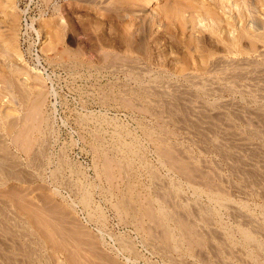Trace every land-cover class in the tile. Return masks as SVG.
I'll list each match as a JSON object with an SVG mask.
<instances>
[{
    "label": "rangeland",
    "instance_id": "obj_1",
    "mask_svg": "<svg viewBox=\"0 0 264 264\" xmlns=\"http://www.w3.org/2000/svg\"><path fill=\"white\" fill-rule=\"evenodd\" d=\"M37 2H40L41 10L35 20L36 28L41 39V51L53 70L52 84L49 88L52 91H49L44 80L37 73L26 68L21 60L17 48L20 8L18 0H0V264H221L220 260L213 258L215 254L212 249L219 239L218 235L222 233L223 237L226 236L223 241L224 246L228 245L232 248L226 246L228 256L226 253L225 255L228 259L226 258L225 262L231 264L229 261L232 259L231 262L235 261L234 264H258L261 257L260 262H264V251L261 253L263 256H258L259 259H256L257 262L250 255L252 244L242 236L240 228L243 225L237 220L239 215L246 217L248 215L252 218H250L252 226L256 223L255 226L259 227H254L259 232L262 229L264 231V199H262L264 193H259V189L264 188V181L261 183L262 179L258 174L262 172L257 170H264V156L259 152L261 149L264 152V140L262 141L264 139L262 120L264 119L262 113L264 112V0H39ZM234 66L238 73L234 72ZM231 70L233 71L230 72ZM224 74L229 76L227 80ZM229 78L233 80L230 79L231 83L228 81ZM170 83L172 86L174 84V87H171ZM155 84L167 86L162 85L163 88L161 86L157 88ZM250 88L255 90V94L249 91ZM245 89L249 94L244 92ZM180 95L185 102L180 99ZM173 96V100L179 98L183 103L173 101ZM165 98H169L170 101ZM190 98L195 101H190ZM158 100L162 103H158ZM198 101L201 104H198ZM146 102H150L153 106ZM219 104L225 105L224 112L221 109L222 105ZM180 105L183 108H179ZM244 106L254 110L252 112L247 110L249 113H244ZM159 108L161 110H158ZM203 109L213 111L215 109L214 112L217 114L212 115L214 113L212 110H209L212 112L208 114L209 112L206 110L208 112L206 113ZM255 109H258V112ZM155 110L159 113L157 114ZM230 110H233L232 112L236 110L238 116L234 117L236 112L231 113ZM202 111L207 116L205 113L204 116L200 115ZM221 111L227 116L230 115L229 118L222 115ZM253 113L254 123L250 119ZM246 114L250 115L249 119ZM255 114L259 117L255 118ZM164 115L167 118L171 115L174 117L164 120ZM218 116L231 120L223 122ZM245 116L249 123L245 121ZM201 119H206L205 121L208 122L212 120L210 122L212 129H208L209 124ZM189 121L192 122L188 123ZM242 121L245 125L253 123L254 126L257 124L259 126L254 127L252 124V127H248L249 125L245 127ZM259 121H263L261 122L263 126H260L262 124ZM219 122L223 124L219 125ZM191 123L189 127L188 124ZM231 123L233 126L229 127V131L227 128L232 125ZM236 125L239 128L241 126L242 133ZM193 127L197 128L196 131L206 127V132L200 129L196 132ZM207 129L214 132L209 133ZM258 129L262 139L261 136L260 139H255L259 136ZM234 130L235 132H231ZM218 131L221 136L227 135V138L224 136L225 139H219L223 137H219ZM215 132L217 138L213 136ZM245 134L247 138L244 141ZM155 135L158 137L156 138ZM239 136L240 139L237 138ZM214 137L219 140L215 144L211 140L215 139ZM225 140L227 142L223 143ZM232 140L234 143L237 142V145L232 143ZM240 140L244 142L243 145ZM254 141L256 144L258 142L260 150L257 148L258 145L255 146ZM229 142L232 143L230 149ZM220 143L224 148L218 145ZM238 144L241 146L238 147ZM250 144L254 145L253 148H257L256 151L249 147ZM163 147L167 148L166 155L170 153L169 155L185 163L183 159L186 157L189 161L187 165L190 168L195 167L196 173L199 174L201 170L204 173L206 170L207 175L204 174L207 177L204 174L203 177L207 180L212 179L210 183L214 180L219 186L224 184L225 186L221 187L226 190V194L228 192L226 202L234 206V209L232 206L230 208L228 205L223 207L217 204L209 198L205 190L196 189V182L201 181L200 178L187 180L183 176L186 174L176 170V165L174 169V165L166 163L160 157L163 156L160 151ZM248 147L250 151L247 150ZM118 148H121L119 153L116 151ZM178 148L179 152L176 154L178 150L175 149ZM221 149L225 150L220 152ZM245 149L248 155L244 152H241L243 155L240 154L239 150ZM226 150L235 152L230 151L231 156H229V151L226 155ZM257 151L262 155L258 153L260 156H256ZM234 154L242 155L241 161L245 160L242 163L244 168L252 169L251 171L256 169L254 171L255 174L258 172L256 178L260 177L258 185L261 183L262 188L260 185L256 187L257 181L256 184L250 181L252 176L248 175V170H246L248 174L239 170L242 174L245 173L242 176L238 170V173L231 170L234 169V157H232L235 156ZM224 155L229 157L224 159ZM249 155H252V159ZM106 157L109 158L108 161H114L109 168H106ZM245 157L249 159L248 163ZM227 159L232 162L233 166L230 167L233 168L229 167L230 162ZM250 160L252 161L249 164ZM239 164L241 165V162ZM245 175L251 176L247 178L250 182L245 179ZM262 175L263 178L264 172ZM187 178L192 177L187 176ZM157 181L160 182L156 183ZM245 182L249 184L252 182L257 189L251 184L250 186L247 184L248 188ZM128 185L133 189L131 193L128 191ZM158 185L163 188L159 187V190ZM236 185L238 188L235 187ZM136 192L139 195H136ZM172 193L178 203L175 202L176 198ZM163 195L169 196L167 197L169 204L167 199L162 197L165 202L161 199L160 196ZM138 202L143 208L141 206L139 209ZM241 202L247 205L243 203V208ZM146 203L150 205V207L145 206L151 208L150 213L163 207L167 211L178 209L177 211L185 213L186 217L189 216L188 219L195 222H191L193 226L195 224V227L202 232V238L204 237L203 242L200 241L202 247L196 243L190 246L187 239L183 237V240L181 235H178L180 229L177 223L171 217L167 219L166 224L176 238L179 236L178 243L177 240L174 246L170 242L166 243L157 229L154 230L155 233H150L148 229L151 226L157 227L156 222L149 217L151 214H147L144 209ZM122 204H129L128 208L131 209L123 212L120 209L124 206ZM189 204L192 207L196 204V207L210 206L212 214L210 220L212 219L213 222L209 221L212 224L209 223L207 226L210 225L211 229L215 228L211 230L212 233L214 230L213 235L208 232L210 228L206 224L192 216ZM196 207H193V211L194 209L196 211ZM240 207L243 209L241 210ZM237 208L241 211L235 210ZM243 212L245 214H241ZM232 214L237 217L234 218ZM254 217L263 226L256 221L252 222ZM203 225L207 232L201 230ZM226 227L228 231H225ZM217 229L221 231H218L219 234L217 232L215 234ZM263 231L262 235L256 232V239L258 238L261 245H264ZM187 247L191 248L192 252ZM239 247L241 249L237 250ZM242 249L247 255L244 256V253L242 255ZM203 251L207 252L206 256ZM241 257L246 260L245 263H242ZM207 258L209 261L206 260ZM260 262L259 264H262Z\"/></svg>",
    "mask_w": 264,
    "mask_h": 264
},
{
    "label": "bare ground",
    "instance_id": "obj_2",
    "mask_svg": "<svg viewBox=\"0 0 264 264\" xmlns=\"http://www.w3.org/2000/svg\"><path fill=\"white\" fill-rule=\"evenodd\" d=\"M238 42H239V41H238ZM240 43H241V42H240ZM251 44H252V43H251ZM251 47H252V46H251ZM228 48H229V47H228ZM230 50H231V49H230ZM221 59H222V58H221ZM215 60H216V59H215ZM215 60H214V61H215ZM229 61H230V60H229ZM248 61H249V60H248ZM134 62H135V61H134ZM223 62H224V60H223ZM233 62H234V61H233ZM251 62H252V60H251ZM216 63H217V62H216ZM221 63H222V62H221ZM117 64H118V63H117ZM212 64H213V63H212ZM218 64H220V63H218ZM218 64H217V65H218ZM234 64H235V63H234ZM49 65H50V64H49ZM222 65H223V64H222ZM225 65H226V64H225ZM143 66H144V65H143ZM145 66H146V65H145ZM206 66H207V65H206ZM228 66H229V65H228ZM237 66H238V65H237ZM253 66H255V65H253ZM213 67H214V65H213ZM219 67H220V66H219ZM221 67L223 68V66H221ZM226 67H227V66H226ZM234 67H235V66H234ZM234 67H233V68H234ZM109 68H110V67H109ZM132 68H133V67H132ZM217 68H218V67H217ZM259 68H260V67H259ZM100 69H101V68H100ZM128 69H129V68H128ZM203 69H204V68H203ZM219 69H220V68H219ZM230 69H231V68H230ZM249 69H250V68H249ZM255 69H257V67H256ZM263 69H264V68H263ZM118 70H119V69H118ZM121 70H122V69H121ZM142 70H143V69H142ZM233 70H234V69H233ZM233 70H231L230 72H232ZM236 70H237V69H236V67H235L234 72H235ZM252 70H253V69H252ZM119 71H120V70H119ZM136 71H137V70H136ZM143 71H144V70H143ZM204 71H205V70H204ZM221 71H222V70H221ZM223 71H225V70H223ZM258 71H259V70H258ZM226 72H228V71L226 70ZM236 72L238 73L239 71H236ZM261 72H262V71H261ZM222 73H223V72H222ZM139 74H140V73H139ZM185 74H186V73H185ZM228 74H229V73H228ZM234 74H235V73H234ZM247 74H248V73H247ZM238 75H239V74H238ZM252 75H253V74H252ZM155 76H156V75H155ZM189 76H190V75H189ZM196 76H197V75H196ZM223 76H225V80H227L226 78H227L228 75L226 76V74H224ZM140 77H141V76H140ZM228 77H229V76H228ZM230 77H231V76H230ZM246 78H247V77H246ZM250 78H251V77H250ZM253 78H254V77H253ZM263 78H264V77H263ZM222 79H223V78H222ZM230 79H231V78H229L228 81L231 83V81H233V80L231 79V81H230ZM242 79H243V78H242ZM248 79H249V78H248ZM152 80H153V79H152ZM202 80H203V79H202ZM211 80H212V79H211ZM244 80H245V78H244ZM260 80H262V78H261ZM155 81H158V80H155ZM166 81H167V80H166ZM189 81H190V80H189ZM256 81H257V80H256ZM152 82H153V81H152ZM193 82H195V81H193ZM196 82L198 83L199 81H196ZM234 82H235V81H234ZM261 82H262V81H261ZM158 83H159V82H158ZM164 83H165V82H164ZM200 83H202V82H200ZM214 83H215V82H214ZM235 83H236V82H235ZM246 83H247V82H246ZM116 84H117V83H116ZM153 84H154V83H153ZM170 84H171V87H174V84H173V86H172V83H170ZM239 84H240V83H239ZM262 84H263V83H262ZM144 85H146V84H144ZM149 85H151V84H149ZM162 85H163V84H160V85H156V84H155V86H158L157 88H159V86H161V88H163L164 86H165V87L167 86V85H163V87H162ZM179 85H180V84H179ZM182 85H184V84H182ZM229 85H230V84H229ZM237 85H238V84H237ZM246 85H247V84H246ZM151 86H154V85H151ZM215 86H216V85H215ZM231 86H232V85H231ZM250 86H251V85H250ZM177 87H178V85H177ZM181 87H182V86H181ZM234 87H235V86H234ZM243 87H244V86H243ZM247 87H248V86H247ZM247 87H246V88H247ZM251 87H253V86H251ZM151 88L154 89V87H151ZM168 88H169V87H168ZM218 88H220V87H218ZM254 88H255V87H253V89H254ZM166 89H167V88H166ZM177 89H180V88H177ZM181 89H182V88H181ZM181 89H180V90H181ZM205 89H206V88H205ZM207 89H210V88H207ZM229 89H232V88H229ZM235 89H236V88H235ZM238 89H239V88H238ZM253 89L250 88L249 91H251V92L254 93L255 90H253ZM255 89H256V88H255ZM261 89H263V88H261ZM48 90H49V91H52V90H50L49 88H48ZM157 90H158V89H157ZM161 90H162V89H161ZM164 90H165V89H164ZM169 90H171V89H169ZM180 90H178V92H179ZM187 90H188V89H187ZM217 90H218V89H217ZM217 90H215V91H217ZM240 90H241V88H240ZM245 90H246V89H245ZM245 90H244V92L247 93V90H246V91H245ZM104 91H105V90H104ZM127 91H128V90H127ZM139 91H140V89H139ZM144 91H145V90H144ZM175 91H176V90H175ZM190 91H192V90H190ZM207 91H208V90H207ZM212 91H214V90H212ZM226 91H227V90H226ZM242 91H243V90H242ZM262 91H263V90H262ZM262 91H261V92H262ZM123 92H125V91H123ZM137 92H138V91H137ZM159 92H161V91L159 90ZM166 92H168V91H166ZM209 92H210V91H209ZM224 92H225V91H224ZM238 92H240V91H238ZM117 93H118V92H117ZM135 93H136V92H135ZM179 93H181V92H179ZM207 93H208V92H207ZM240 93H243V92H240ZM253 93H251V94H253ZM100 94H101V93H100ZM100 94H99V95H100ZM128 94H129V93H128ZM171 94H172V93H171ZM185 94H187V93H185ZM211 94H212V93H211ZM211 94H210V96H212L214 93H213L212 95H211ZM247 94H249V93H247ZM254 94H255V93H254ZM107 95H108V94H107ZM148 95H149V94H148ZM169 95H170V94H169ZM169 95H168V96H169ZM191 95H192V94H191ZM201 95H202V94H201ZM208 95H209V94H208ZM243 95H245V94H243ZM256 95H257V93H256ZM256 95H255V96H256ZM259 95H260V94H259ZM259 95H258V96H259ZM104 96H105V95H104ZM104 96H103V97H104ZM121 96H123V95H121ZM137 96H138V95H137ZM155 96H156V95H155ZM255 96H253V97H255ZM117 97H118V96H117ZM127 97H128V96H127ZM166 97H167V96H166ZM176 97H177V96H176ZM179 97H180V99H182V98H181V95H180ZM182 97H183V96H182ZM185 97H188V96L185 95ZM190 97H191V96H190ZM247 97H248V96H247ZM249 97H250V96H249ZM259 97H261V96H259ZM121 98H122V97H121ZM141 98H142V97H141ZM147 98H148V97H147ZM161 98H162V97H161ZM173 98H174V96L172 97V100H173ZM188 98H189V97H188ZM188 98H185V99H188ZM193 98H194V97H193ZM200 98H201V97H200ZM202 98H203V97H202ZM262 98H263V97H262ZM104 99H105V98H104ZM129 99H130V98H129ZM129 99H128V101H129ZM157 99H158V98H157ZM165 99L168 100L169 98H165ZM175 99H176V100H173V101H177V102H178V101H179V102L181 101L179 98H178L179 100H178L177 98H175ZM194 99H195V98H194ZM217 99H219V98H217ZM244 99H246V97H245ZM247 99H248V98H247ZM256 99H257V98H256ZM112 100H113V99H112ZM148 100H149V99H148ZM195 100H196V99H195ZM195 100H192V99L190 98V101H193V102H194ZM249 100H250V99H249ZM261 100H262V99H261ZM122 101H123V100H122ZM158 101H159V102H158ZM158 101H157L158 103H162V102H160V100H158ZM169 101H170V99H169ZM182 101L185 102L183 99H182ZM190 101H189V102H190ZM196 101H197V100H196ZM204 101H205V100H204ZM212 101H213V100H212ZM212 101H211V102H212ZM227 101H228V100H227ZM246 101H247V100H246ZM251 101H252V99H251ZM153 102H154V101H153ZM183 102H180V103L182 104ZM198 102H199V101H198ZM205 102H206V101H205ZM228 102H229V101H228ZM232 102H233V101H232ZM247 102H248V101H247ZM263 102H264V101H263ZM146 103H147V102H146ZM148 103H150V102H148ZM148 103H147V104H148ZM151 103H152V101H151ZM151 103L148 104V105H152V106H153V104H151ZM163 103H164V102H163ZM180 103H179V104H180ZM237 103H238V102H237ZM249 103H250V102H249ZM102 104H103V103H102ZM123 104H124V103H123ZM136 104H137V103H136ZM140 104H141V102H140ZM154 104H155V103H154ZM184 104H185V103H184ZM198 104H201V103L199 102ZM202 104H203V103H202ZM212 104H213V102H212ZM214 104H215V103H214ZM217 104H218V103L216 102V106H218ZM239 104H240V103H239ZM158 105H159V104H158ZM164 105H166V104H164ZM190 105H191V103H190ZM219 105H222V106H223V104H219ZM225 105H228V104L225 103ZM225 105H224V106H225ZM231 105H232V103H231ZM234 105H237V104H234ZM234 105H233V106H234ZM134 106H136V105H134ZM154 106H155V105H154ZM161 106H162V105H161ZM167 106H168V105H167ZM199 106H200V105H199ZM201 106H203V105H201ZM211 106H212V105H211ZM222 106H221V109H222V111H223V109H225V107H224V106L222 107ZM228 106H230V102H229V105H228ZM228 106H227V107H228ZM240 106H241V105H240ZM259 106H260V105H259ZM141 107H142V106H141ZM141 107H140L139 109H141ZM145 107H146V106H145ZM149 107H150V106H149ZM169 107H170V105H169ZM178 107H179V108H180V107L183 108L182 105H180V106H178ZM186 107H187V106H186ZM196 107H197V106H196ZM208 107H209V106H208ZM219 107H220V106H219ZM241 107H242V106H241ZM244 107H245V106H244ZM155 108H157V107H155ZM174 108H175V107H174ZM176 108H177V107H176ZM190 108H191V107H190ZM204 108H205V107H204ZM206 108H207V107H206ZM213 108H215V107L213 106ZM213 108H212V109H213ZM233 108H235V107H232V109H233ZM237 108H238V107H237ZM246 108H247V107H245V110L243 109L244 113H245V112H248L247 110H249L250 112H252V111L254 110V109L250 110V109H248V108L246 109ZM255 108H256V107H255ZM135 109H136V108H135ZM144 109H145V108H144ZM164 109H165V107H164ZM166 109H167V108H166ZM170 109H171V108H170ZM177 109H178V108H177ZM194 109H195V108H194ZM212 109H209V110H212ZM216 109H217V108H216ZM227 109H228V108H227ZM238 109H239V108H238ZM238 109H237V111L239 112ZM158 110H161V109L159 108ZM158 110H157V112L159 113ZM171 110H172V109H171ZM195 110H196V109H195ZM199 110H200V109H199ZM199 110H197V111H199ZM203 110H204V109H203ZM206 110H207V109H206ZM206 110H204V111H206ZM209 110H207V111L209 112ZM255 110H257V112H258V109H255ZM138 111H139V110H138ZM143 111H145V110H143ZM143 111H142V112H143ZM169 111H170V110H169ZM184 111H185V110H184ZM204 111H202V112H203L202 114H201V113H199V114H200V115H203V114L205 113ZM207 111H206V113H208ZM212 111H213V110H212ZM212 111H211V112H212ZM214 111H215V109H214ZM214 111H213V112H214ZM222 111H221V113H222ZM225 111H226V110H225ZM232 111H233V110H232ZM232 111L230 110L229 112H231V113H235V112H236V110H235V112H232ZM240 111H241V110H240ZM259 111H260V110H259ZM147 112H148V110H147ZM149 112H150V111H149ZM155 112H156V110H155ZM157 112H156V113H157ZM166 112L168 113V111H166ZM170 112H171V111H170ZM200 112H201V111H200ZM211 112H209L208 114H210ZM223 112H224V111H223ZM238 112L235 113L236 115L234 114V117H235V116H238ZM39 113H40V112H39ZM39 113H38V114H39ZM158 113H157V114H158ZM160 113H162V112H160ZM171 113H173V112H171ZM171 113H170V114H171ZM195 113H196V112H195ZM206 113H205V114H206ZM221 113H220V114H221ZM239 113H240V112H239ZM244 113H243V114H244ZM248 113H249V112H248ZM254 113H255V112H254ZM254 113L251 114V117H252V115L254 116ZM262 113H264V112H262ZM262 113H261V114H262ZM154 114H155V113H154ZM184 114H185V113H184ZM186 114H188V113H186ZM197 114H198V113H197ZM205 114H204V115H205ZM213 114H217V113L214 112V113H212V115H213ZM223 114H224V116H227L225 113H222V115H223ZM228 114H229V113H228ZM240 114H241V113H240ZM256 114H257V113H256ZM256 114H255V116H256L255 118H258L259 116L256 115ZM148 115H149V114H148ZM150 115H151V114H150ZM152 115H153V114H152ZM159 115H160V114H159ZM175 115H178V114H175ZM179 115H181V114H179ZM204 115H203V116H204ZM231 115H232V114H231ZM246 115H247V114H246ZM153 116H154V115H153ZM164 116H165V115H164ZM206 116H207V114H206ZM209 116H210V115H209ZM216 116H217V115H216ZM216 116H214V117H216ZM228 116H230V115H228ZM228 116H227V118H229ZM242 116H244V115H242ZM242 116H241V119H242ZM248 116H250V115H247V117H248ZM257 116H258V117H257ZM40 117H41V116H40ZM170 117H174V116L171 115ZM170 117L167 118V116H165V117H163V119H164V118L169 119ZM175 117H176V116H175ZM178 117H180V116H178ZM188 117H189V116H188ZM188 117H187V118H188ZM191 117H193V116H191ZM196 117H197V116H196ZM251 117H250L251 122H253L255 119L252 117V118H253V120H252ZM156 118H157V117H156ZM161 118H162V117H161ZM183 118H184V117H183ZM202 118H204V117H202ZM208 118H209V117H208ZM211 118H212V117H211ZM211 118H210V119H211ZM216 118H217V117H216ZM220 118H222V117L218 116V119H220ZM238 118H239V117H238ZM238 118H235V119L233 118V119L236 120V119H238ZM159 119H160V118H159ZM185 119H186V117H185ZM195 119L197 120V118H195ZM198 119L200 120L199 117H198ZM206 119H207V117H206ZM206 119H203V120L201 119V120L204 121V123L207 122V123L209 124V126L206 125V126L208 127V129H209V128L212 129V126L210 127V125L212 124V123H210V122H212V120H209V122H208V121H205ZM214 119H215V118H214ZM222 119H223V122H225V121H230V120H231V118H230V120H226V119H224V118H222ZM244 119H246L245 121H246L247 123L250 122V121L248 120L249 117H248V119H247L246 116H245ZM244 119H243V120H244ZM157 120H158V119H157ZM164 120H165V119H164ZM188 120H189V119H188ZM192 120H194V119H192ZM196 120H194V121H196ZM224 120H225V121H224ZM247 120H248V121H247ZM262 120L264 121V119H262ZM154 121H155V120H154ZM183 121H184V119H183ZM183 121H182V122H183ZM202 121H201V122H202ZM220 121H222V120L220 119ZM239 121H240V119H239ZM263 121H261V122H263ZM169 122H170V121H169ZM169 122H168V123H169ZM175 122H176V121H175ZM190 122H192V121H189L188 123H190ZM199 122H200V121H199ZM213 122H214V121H213ZM235 122H236V121H235ZM240 122H241V121H240ZM242 122H243V121H242ZM254 122H255V121H254ZM254 122H253V123H254ZM261 122L259 121V123H261ZM39 123H40V122H39ZM183 123H184V122H183ZM196 123H197V122H196ZM219 123H220V122H219ZM229 123H230V122H229ZM232 123H234V121H233ZM232 123H231V124H232ZM253 123H252V124H253ZM257 123H258V122H257ZM215 124H216V121H215ZM215 124H214L213 126H215ZM217 124H218V123H217ZM222 124H223V123H222ZM222 124L220 123L219 125H222ZM243 124L245 125V122H243ZM243 124H242V125H243ZM252 124H246L245 127H247V125H249L248 127H250V126L252 127ZM261 124H262V123H261ZM38 125H39V124H38ZM184 125H185V124H184ZM188 125H189V127H191L190 125H192V123H191V124H188ZM204 125H205V124H204ZM204 125H201V126H204ZM219 125H218V126L216 125V126H217L218 128H220ZM238 125H239V124H238ZM238 125H236L237 127H236V126H234V127L239 128ZM240 125H241V124H240ZM257 125L259 126V124H257ZM257 125L254 126V124H253L254 127H257ZM78 126H79V125H78ZM186 126H187V125H186ZM193 126H194V125H193ZM223 126H225V125H223ZM232 126H233V124H232L231 126H228L227 129H229V127H232ZM260 126H263V124L260 125ZM181 127H184V126H181ZM217 127H216V128H217ZM225 127H226V126H225ZM95 128H96V127H95ZM187 128H188V126H187ZM193 128H194V127H193ZM193 128H191V129H193ZM195 128H196V127H195ZM195 128H194V130H195ZM205 128H206V127H205ZM205 128H204V129H200V128H199V129H200V130H203V131L205 130V132H206V129H205ZM216 128H215V129H216ZM260 128H261V127H260ZM162 129H163V128H162ZM183 129H185V128H183ZM199 129H198V131H199ZM208 129H207V130H208ZM211 129H210V131H211ZM220 129H221V128H220ZM222 129H224V128H222ZM239 129H240V130L242 129L241 126H240ZM243 129H244V128H243ZM247 129H249V128H247ZM250 129H251V128H250ZM262 129H263V128H262ZM262 129H260V131H261ZM167 130H168V128H167ZM169 130H170V129H169ZM179 130H180V129H179ZM185 130H186V129H185ZM187 130H188V129H187ZM196 130H197V128H196ZM196 130H195V131H196ZM231 130H232V128H231ZM244 130H245V129H244ZM26 131H27V130H26ZM161 131H162V130H161ZM189 131H190V130H189ZM198 131H196V132H198ZM208 131H209V130H208ZM210 131H209V133L214 132V130H212V132H210ZM215 131H216V130H215ZM220 131L222 132V130H220ZM225 131H226V130H225ZM229 131H230V129H229ZM237 131H238V129H237ZM254 131H256V130H254ZM144 132H145V131H144ZM144 132H143V133H144ZM162 132H163V131H162ZM187 132H188V131H187ZM218 132H219V131H218ZM231 132H235V130H234V131H231ZM240 132L242 133L243 131L241 130ZM247 132H248V131H245V133H247ZM257 132H259V129L257 130ZM188 133H189V132H188ZM190 133H192V132H190ZM219 133H220V132H219ZM223 133H225V132H223ZM229 133H230V132H229ZM236 133H237V132H236ZM248 133H249V132H248ZM251 133H252V131H251ZM261 133H262V132H261ZM24 134H26V133H24ZM164 134H165V133H164ZM166 134H167V133H166ZM169 134H171V133L169 132ZM193 134H194V132H193ZM201 134H202V133H201ZM226 134L229 136V134H228L227 131H226ZM233 134H234V133H233ZM257 134H258L259 136H257V138H255V139H258V138L260 139V136H261V139H262V135H260V132L257 133ZM27 135H28V134H27ZM30 135H31V134H30ZM143 135H144V134H143ZM149 135H150V134H149ZM175 135H176V133H175ZM179 135H180V134H179ZM196 135H197V134H196ZM221 135H222V134L220 133V136H219V137H223V138H219V137H218V138H219V139H222V140L225 139V138H224L225 134H223V136H221ZM227 135H226V136H227ZM236 135H237V134H236ZM236 135H235V139H236ZM238 135H239V134H238ZM238 135H237V136H238ZM254 135H255V134H254ZM254 135H253V136H254ZM95 136H96V135H95ZM202 136H204V133H203ZM206 136H207V135H206ZM213 136H215V137L217 138V134H216V132L213 134ZM226 136H225V137H226ZM232 136H234V135H232ZM232 136H231V137H232ZM243 136H244V135H243ZM248 136H249V135H248ZM96 137H97V136H96ZM155 137H156V135H155ZM157 137H158V135H157ZM157 137H156V138H157ZM186 137H187V136H186ZM196 137L198 138V136H194V138H196ZM207 137H210V135L207 136ZM215 137H214V138H215ZM229 137H230V136H229ZM229 137H228V139L231 140V138H229ZM244 137H245V139H244ZM244 137L242 138V140L244 139V141H245L246 138H247V137H246V134H245ZM263 137H264V135H263ZM18 138H19V137H18ZM156 138H155V139H156ZM160 138H161V137H160ZM211 138H212V137H211ZM216 138H215V139H211V140H213L214 144H215V142L219 141V140H217ZM226 138H227V137H226ZM233 138H234V137H233ZM237 138L240 139V136L237 137ZM19 139H21V138H19ZM151 139H152V138L150 137V140H151ZM161 139H162V138H161ZM183 139H184V138H183ZM200 139H202V138L200 137ZM207 139H208V138H207ZM252 139H253V138H252ZM252 139H251V140H252ZM100 140H101V139H100ZM123 140H124V139H123ZM163 140H164V139H163ZM202 140H203V139H202ZM211 140H209L210 143H211ZM214 140H215V141H214ZM242 140H240L241 142H240V141H238V142H240V143L243 145L244 142H242ZM251 140H249V141H251ZM263 140H264V139H262V141H263ZM160 141H161V140H160ZM207 141H208V140H207ZM220 141H221V140H220ZM228 141H229V140H228ZM233 141H234V140H232V143H234ZM258 141H259V140H258ZM163 142H164V141H163ZM169 142H170V141H169ZM191 142H192V141H191ZM213 142H212V143H213ZM226 142H227L226 140H225V142L223 141V143H226ZM254 142H255V141H254ZM263 142H264V141H263ZM263 142L260 141V143H263ZM172 143H173V142H172ZM193 143H194V142H193ZM202 143H203V142H202ZM204 143H205V145L207 144L206 142H204ZM204 143H203V144H204ZM230 143H231V142H229V145H228V146H229V149H230V145L232 146V143H231V144H230ZM251 143H252V142H251ZM128 144H129V143H128ZM151 144H153L152 141H151ZM227 144H228V143H227ZM234 144L237 145V142L234 143ZM234 144H233V145H234ZM255 144H256V142H255ZM157 145H158V144H157ZM196 145H198V144L196 143ZM218 145H219V146L221 145V148L223 147L221 143L218 144ZM223 145H224V144H223ZM252 145H253V144H252ZM252 145L250 144L249 147H250V146L252 147ZM257 145H258V142H257V144H256L255 146H257ZM122 146H123V145H122ZM154 146H155V145H153V147H154ZM170 146H171V145H170ZM219 146H218V147H219ZM224 146H225V148H228V147L226 146V144H225ZM239 146H241V145L238 144V147H239ZM246 146H248V145H246ZM253 146H254V145H253ZM260 146L262 147V145H260ZM90 147H91V146H90ZM113 147H114V146H113ZM117 147H118V146H117ZM125 147H126V146H125ZM197 147H198V146H197ZM213 147H214V145H213ZM215 147H216V145H215ZM215 147H214V148H215ZM249 147H248V149H247L248 151H250V150H249ZM251 147H250V148H251ZM97 148H98V147H97ZM97 148L95 147V149H97ZM160 148H161V147H160ZM163 148H164V150H162ZM163 148L160 149V151H162V154H163V156H160V157L163 158L164 161H165L166 163H169L171 166L174 165V169H175V165H176V167L178 168V169L176 168V170H180V172H183V174H186V175H183V176H185V178H186L187 180L192 181V179H193L194 177H195L194 179H196V178H200L201 181H197V182H196V189H198V190H205V191L207 192L208 196H210L209 198H211V199H212L214 202H216L217 204H219V205H221V206H223V205H224V206H225V205H228V203L226 202V201H227V194H228V192H227V194H226V190H225L224 188L222 189V187H221L222 185L225 186L224 184L221 183L222 185L219 186L218 183H214V180H213V183H214L215 185H214L213 183H210L212 179L210 180V178H209V180H207V178L205 179V178L203 177V174H204V173L207 175V173H206L207 171H206V170H205V171L203 170V171H204V173H203L202 170L200 171V169H201V168H200V169H198V171H200V172H202V173H201V174H200V172H199V174L196 173V170H197V169H196L195 167L193 168V166H191L192 168H190V166L187 165V164H188L187 162H189V161H187V159H186L185 156H184L185 158H184V159L182 158V159H183L184 161H186V163L183 162L182 160H179V159H178L177 157H175V156H171V155H169L170 153H169L168 155H166L165 151H167V150H166L167 148H166V147H163ZM172 148H173V147H172ZM184 148H185V146H184ZM200 148H202V147H200ZM223 148H224V147H223ZM235 148H236V147H235ZM257 148H259V150H260L259 145H258ZM257 148H255V147L253 148V147H252V149H255L254 151H256ZM92 149H93V148H92ZM119 149H121V148H118V150H116V151H118V153H119ZM128 149H130V147L127 148V150H128ZM131 149H132V148H131ZM137 149H138V148H137ZM154 149H155V148H154ZM202 149L204 150V148H202ZM207 149H210V148H207ZM233 149H234V148H233ZM122 150H123V149H122ZM171 150H172V149H171ZM173 150H174V149H173ZM175 150H176V151L178 150V151L176 152V154H177V153L179 152V148H178V149H175ZM210 150H211V149H210ZM210 150H209V151H210ZM216 150H219V149L216 147ZM222 150H225V149H221L220 152H221ZM231 150H232V149H231ZM231 150H230V151H231ZM235 150H236V149H235ZM128 151H129V150H128ZM132 151H133V150H132ZM136 151H137V150H136ZM157 151H158V150H157ZM163 151H164V152H163ZM168 151H170V150H168ZM180 151H181V150H180ZM188 151H189V150H188ZM198 151H199V150H198ZM201 151H202V150H201ZM228 151H229V150H226V151H225V152H226V155H227V152H228ZM230 151H229V156H231V155H230ZM239 151H240V154H242V155H243V153H241V152H244L245 154L248 155V152H245L246 149L243 150V151H242V150H239ZM262 151H263V149H261V151H259V152L262 153L263 156H264V152H262ZM207 152H208V151H207ZM222 152H223V151H222ZM231 152L234 153L235 151H231ZM236 152H238V151H236ZM259 152L257 151V155H256V156H260V155H262V154H260ZM100 153H101V151H100ZM104 153H105V152H104ZM106 153H107V152H106ZM109 153H110V152H109ZM141 153H142V152H141ZM164 153H165V155H164ZM254 153L256 154V152H254ZM258 153H259L260 155H258ZM181 154H183V152H182ZM222 154H225V153H222ZM238 154H239V153H238ZM245 154H244V156H245ZM250 154H251V153H250ZM255 154H254V155H255ZM96 155H97V154H96ZM106 155H107V154H106ZM142 155H143V154H142ZM159 155H160V154H159ZM174 155H175V154H174ZM219 155H220V154H219ZM232 155H233V154H232ZM234 155H235V154H234ZM242 155H241V156H239V155L232 156V157H234V164H233V165H234V169H231V170H233V171L235 170L236 172H237V170H238V171L240 170L241 172L243 171V172H245L246 174L249 173L248 175L251 174L252 177H251V176L247 177V176L245 175V176H246L245 179L248 180V179L251 177L250 181H252V182L254 181V182H255V183L253 182L254 184H256V181H257V185H258V181H260V177H261V179H262V182H261V183H263V181H264L263 178H264V177L262 178V176H263L262 174H263L264 170L257 169V170L261 171L262 173H261V174H258V175H260V177L258 176V177L256 178V176H257L256 174H257L258 172H257L256 174H255V172H254V171H256V169L254 170V168H255L254 165H255V164L253 165L254 168L252 167L254 171H251L252 169L250 168V166H249V168H250L251 170H248L247 167L244 168V166L242 165V163H243V161L245 162V160L242 158L243 161H241V157H242ZM247 155H246V156H247ZM252 155H253V154H252ZM252 155H249V156H251V159H252ZM113 156H114V155H113ZM125 156H126V155H125ZM179 156H180V154H179ZM181 156H182V155H181ZM191 156H192V155H191ZM191 156H190V157H191ZM220 156H221V155H220ZM222 156H223V155H222ZM224 156H225V155H224ZM229 156H225L224 159L227 158V157H229ZM249 156H248V157H249ZM256 156H255V157H256ZM263 156H262V157H263ZM97 157H98V156H97ZM116 157H117V156H116ZM193 157H194V156H193ZM253 157H254V156H253ZM262 157H261V158H262ZM122 158H123V157H122ZM125 158H126V157H125ZM140 158H142V157H140ZM187 158H188V157H187ZM245 158L247 159V157H245ZM107 159H109V158L106 157V160H107ZM111 159H112V158H111ZM120 159H121V158H120ZM188 159H190V158H188ZM229 159H230V158H229ZM263 159H264V157H263ZM125 160H126V159H125ZM125 160H124V161H125ZM203 160H204V159L202 158V161H203ZM227 160H228V159H227ZM231 160H232V158H231ZM248 160H249V159L246 160V163H248V162H247ZM260 160H261V159H260ZM101 161H102V160H101ZM109 161H110V160H109ZM109 161L107 160L106 163L103 161L105 164H107V167H106V168H109V166L111 167V164H112L111 162H114V161H112V160H111L110 162H109ZM124 161H123V162H124ZM144 161H145V160H144ZM206 161H207V160H206ZM206 161H205V162H206ZM228 161L230 162V160H228ZM232 161H233V160H232ZM251 161H252V160H250L249 164L251 163ZM256 161H257V159H256ZM103 162H102V163H103ZM123 162H122V163H123ZM239 162H241V165L239 164ZM261 162H262V161H261ZM104 163H103V164H104ZM115 163H116V162H115ZM133 163H134V162H133ZM137 163H138V162H137ZM192 163H193V162H192ZM227 163H228V162H227ZM230 163H231V164H230ZM230 163L228 164L229 167H230V165H232V162H230ZM138 164H139V163H138ZM252 164H253V163H252ZM257 164H258V163H257ZM259 164H260V163H259ZM116 165H117V163H116ZM123 165H125V164H123ZM170 165H169V166H170ZM193 165H194V163H193ZM204 165H205V164H204ZM208 165H209V164H208ZM214 165H215V163H214ZM233 165H232V166H233ZM261 165H262V164H261ZM261 165H257V166H261ZM125 166H126V165H125ZM148 166H149V165H148ZM159 166H160V165H159ZM215 166H216V165H215ZM104 167H105V166H104ZM118 167H119V166H118ZM197 167H198V166H197ZM203 167H204V166H203ZM206 167H207V166H206ZM210 167H211V166H210ZM221 167H222V166H221ZM170 168H172V167H170ZM217 168H219V167H217ZM230 168H233V167H230ZM258 168H259V167H258ZM260 168H261V167H260ZM102 169H103V168H102ZM104 169H105V168H104ZM124 169H125V168H124ZM172 169H173V168H172ZM174 169H173V170H174ZM195 169H196V170H195ZM202 169H203V168H202ZM208 169H209V168H208ZM208 169H207V170H208ZM244 169H245V170H244ZM110 170H111V169H110ZM131 170H132V169H131ZM131 170H130V171H131ZM209 170H210V169H209ZM211 170H213V167H212ZM214 170H215V169H214ZM221 170H222V169H221ZM226 170H227V169H226ZM231 170H230V171H231ZM246 170H248L249 172L247 173ZM105 171H106V170H105ZM105 171H104V172H105ZM240 171H239V174L241 173ZM150 172H151V171H150ZM153 172H154V171H153ZM180 172H179V173H180ZM213 172H214V171H213ZM213 172H212V173H213ZM217 172H218V171H217ZM129 173H130V172H129ZM215 173H216V170H215ZM226 173H227V172H226ZM232 173H233V172H232ZM237 173H238V172H237ZM245 173H243V174H245ZM259 173H260V172H259ZM105 174H106V172H105ZM109 174H110V172H109ZM111 174H112V173H111ZM113 174H114V173H113ZM149 174H150V173H149ZM153 174H154V173H153ZM180 174H181V173H180ZM205 174H204V175H205ZM235 174H236V173H235ZM235 174H234V175H235ZM243 174L241 173L240 175L242 176ZM107 175H108V174H107ZM107 175H106V176H107ZM114 175H115V174H114ZM151 175H152V172H151ZM206 175H205V176H206ZM210 175H211V174H210ZM214 175H215V174H214ZM221 175H222V174H221ZM237 175H238V174H236V176H237ZM261 175H262V176H261ZM104 176H105V175H104ZM187 176L190 177V178L192 177V178H191V179H188ZM216 176H217V175H216ZM236 176H235V177H236ZM152 177H153V176H152ZM179 177H180V176H179ZM181 177H182V176H181ZM206 177H207V176H206ZM210 177H212V176H210ZM237 177H239V176H237ZM243 177H244V176H243ZM111 178H112V176H111ZM127 178H128V177H127ZM149 178H150V177H149ZM183 178H184V177H183ZM202 178H203V179H202ZM218 178H219V175H218ZM247 178H248V179H247ZM109 179H110V178H109ZM109 179H108V180H109ZM128 179H129V178H128ZM130 179H131V178H130ZM154 179H155V178H154ZM158 179H160V178H158ZM194 179H193V180H194ZM204 179H205V180H204ZM216 179H217V178H216ZM257 179H259V180H257ZM196 180H197V179H196ZM230 180H231V179H230ZM241 180H242V179H241ZM131 181H132V180H131ZM162 181H164V180H162ZM218 181H219V180H218ZM221 181L223 182V178L221 179ZM228 181H229V179H228ZM232 181H233V180H232ZM250 181L248 180V182H250ZM127 182H128V181H127ZM152 182H153V180H152ZM158 182H160V181H157L156 183H158ZM203 182H204V183H203ZM215 182H216V181H215ZM226 182H227V181H226ZM246 182H247V181H246ZM246 182H245V185H246V186H247V184H248L249 186H250V184H251V186L253 185L252 182H251L250 184H249V183H246ZM107 183H108V181H107ZM125 183H126V182H125ZM156 183H153V185L156 184ZM193 183H194V182H193ZM232 183H233V182H232ZM241 183H242V182H241ZM261 183H259V185H260ZM159 184H161V183H159ZM211 184H212V185H211ZM230 184H231V181H230ZM263 184H264V183H263ZM263 184H262V185H263ZM126 185H127V184H126ZM126 185H125V186H126ZM165 185H166V184H165ZM194 185H195V183H194ZM233 185H234V184H233ZM241 185H243V183H242ZM257 185H256V187H259V185H258V186H257ZM155 186H156V185H155ZM162 186H163V185H162ZM253 186H254V185H253ZM128 187H129V189H128L129 192H130L131 190H133V189L130 188L131 186L128 185L127 188H128ZM159 187H160V186L158 185V189H159ZM164 187H165V186H164ZM233 187H234V186H233ZM235 187H237V185H236ZM240 187H241V186H240ZM247 187H248V186H247ZM254 187H255V186H254ZM256 187H255V189H257ZM260 187H261V185H260ZM154 188H155V187H154ZM160 188H163V187H160ZM165 188H166V187H165ZM237 188H238V187H237ZM241 188H242V187H241ZM248 188H249V187H248ZM250 188H251V187H250ZM261 188H262V187H261ZM168 189H169V188H168ZM228 189H229V188H228ZM253 189H254V188H253ZM263 189H264V188L259 189V190H260L259 193L262 192V194H263V193H264V192H263V191H264ZM147 190H148V189H147ZM159 190H160V189H159ZM161 190H162V189H161ZM163 190H164V189H163ZM224 190H225V191H224ZM239 190H242V189L239 188ZM261 190H263V191H261ZM144 191H145V190H144ZM155 191H156V190H155ZM167 191H168V190H167ZM167 191H166V192H167ZM169 191H170V190H169ZM169 191H168V192H169ZM196 191H197V190H196ZM205 191H204V192H205ZM251 191H252V190H251ZM126 192H127V191H126ZM129 192H128V193H129ZM138 192H139V191H138ZM158 192H160V191H158ZM171 192H173V191H171ZM238 192H239V191H238ZM242 192H243V191H242ZM245 192H246V191H245ZM253 192H254V191H253ZM257 192H258V191H257ZM124 193H125V192H124ZM130 193H131V192H130ZM132 193H133V192H132ZM156 193H157V192H156ZM160 193H161V192H160ZM239 193H240V192H239ZM135 194H136V195H139V194H141V193L139 192V194H137V192H136ZM135 194H134V195H135ZM162 194H164V193H162ZM169 194H170V193H169ZM172 194H173V193H172ZM172 194H171V195H172ZM231 194H232V193H231ZM240 194H241V193H240ZM248 194H249V193H248ZM127 195L130 197L129 194H127ZM142 195H143V194H142ZM160 195H161V194H160ZM171 195H170V196H171ZM189 195H191V194H189ZM197 195H198V194H197ZM229 195H230V194H229ZM259 195H260V194H259ZM86 196H87V195H86ZM123 196H124V195H123ZM125 196H126V195H125ZM173 196H174V194H173ZM185 196H186V195H185ZM251 196H252V195H251ZM120 197H121V196H120ZM136 197H137V196H135V198H136ZM141 197H142V196H141ZM146 197H147V195H146ZM160 197H161V199H162V197H163L164 199H167V197H169V196H165V195H163V196H160ZM174 197H175V196H174ZM174 197H173V198H174ZM180 197H181V196H180ZM238 197L241 198L242 196H238ZM248 197H250V196H248ZM138 198H139V197H138ZM154 198H156V197H154ZM173 198L171 199V201L173 200ZM175 198H176V197H175ZM181 198H182V197H181ZM126 199H127V198H126ZM139 199H140V198H139ZM164 199H162V200H164ZM232 199H233V198H232ZM232 199H231V201H232ZM236 199H237V198H236ZM244 199H245V198H244ZM244 199H243V200H244ZM262 199H264V198H262ZM87 200H88V199H87ZM141 200H142V199H141ZM143 200H145V199H143ZM147 200H149L148 197H147ZM154 200H155V199H154ZM185 200H186V199H185ZM202 200H203V199H202ZM229 200H230V199H229ZM121 201H122V200H121ZM128 201H129V200H128ZM133 201H134V200H133ZM156 201H157V200H156ZM174 201H175V200H174ZM234 201H235V200H234ZM124 202H125V201H124ZM164 202H165V200H164ZM168 202H169V200L167 199V203H168ZM175 202L178 203L177 198H176V201H175ZM175 202H173V203H175ZM239 202H240V201H239ZM130 203H131V202H130ZM141 203H142V202H141ZM200 203H201V202H200ZM233 203H236V202H233ZM243 203L245 204V202H241L240 205L242 206ZM246 203H247V202H246ZM261 203H262V202H261ZM132 204H133V203H132ZM132 204H130V205H132ZM146 204H147V205H144V207H145V206H149V207H150V205H148V203H146ZM168 204H169V203H168ZM175 204H176V203H175ZM212 204H213V203H212ZM263 204H264V203H263ZM263 204H262V205H263ZM120 205H121V204H120ZM122 205H124V204H122ZM128 205H129V204H128ZM128 205L126 204V205L122 206V208H120V209H122L123 212H127V211H126L127 209H129V208L131 209V207L128 208ZM137 205L139 206V209H141L142 204H141V206H140V204H139V202H138ZM165 205H166V207H167V204H165ZM179 205H180V204H179ZM190 205H191V204H189V206H190ZM192 205H194V203H193ZM192 205H191L192 216H193V217H194V216L197 217L199 221L203 222V223L206 224V226H207V225L212 221V219L210 220V216L212 215V214H211V208H210V206L208 205V207L210 208V209H209L208 207H206V206H202V205H201V207H200V206H199V207H196V205H197V204H196L195 206H193V207H196V208H197L196 211H195V209H194V211H195V212H194V211H193V207H192ZM205 205H206V204H205ZM214 205H215V204H214ZM237 205H238V204H237ZM246 205H247V204H245V206H246ZM250 205H251V204H250ZM138 206H137V207H138ZM169 206H170V205H169ZM176 206H177V205H176ZM180 206H181V205H180ZM189 206H188V208H189ZM224 206H223V207H224ZM228 206L231 208L232 205L230 206V204H229ZM243 206H244V205H243ZM243 206H242V207H243ZM258 206H259V205H258ZM118 207H120V206H118ZM149 207H145L144 209H146V212H148L147 214H149V215L151 214L149 217H151V218L156 222V225L154 224V222H153V224L157 227V228H153L154 226H153V227H152V226L150 227V226L148 225L150 228H149V229L147 228V229H148V231H149L150 233H155L154 230L157 229L158 233H160V236L165 240L166 243L170 242L173 246H174V244H176V242L178 243V241H179L180 238H179V239H177V238H178L179 236L176 238V236L174 235L173 231L169 228L168 224H166L167 219L171 217V219L173 218V219L175 220V222L177 223L176 225H177V226L179 227V229H180V230H179V233H180V234H178V235H181L182 239H183V237H184L185 239H187V243H188L190 246H192L193 244L195 245V243H196V245H197V244H200L199 247H202V246H201V245H202L201 242H203V238H204V237L202 238V234H201L202 232H201L199 229H197V227H195V224H194V226H193L192 223H195V222H192V221H190L191 219H190V220L188 219V218H189V216H188L189 214H187L188 217H186V216H185L186 214L183 213V212L181 213V212L177 211L178 209L175 211V209H174L173 206H172V207H173L174 211H167L166 209H164L163 207H161V208H159V209L153 211L154 213H153V212L150 213V211H151L150 209H151V208H149ZM151 207H152V206H151ZM186 207H187V206H186ZM212 207H213V206H212ZM219 207H220V206H219ZM225 207H227V206H225ZM232 207H233L232 209H234V206H232ZM248 207H249V206H248ZM263 207H264V206H263ZM112 208H113V207H112ZM132 208H133V207H132ZM134 208H135V207H134ZM142 208H143V206H142ZM167 208H168V207H167ZM213 208H214V207H213ZM213 208H212V209H213ZM215 208H216V207H215ZM243 208H244V207H243ZM243 208H242V209H243ZM258 208H259V207H258ZM139 209H138V210H139ZM152 209H153V208H152ZM169 209H172V208L169 207ZM185 209H186V208H185ZM219 209H220V208H219ZM240 209H241V207H240ZM240 209L237 208V209H235V210H240ZM242 209H241V210H242ZM261 209H262V208H261ZM261 209H260V210H261ZM132 210H133V209H132ZM132 210H131V211H132ZM235 210H234V211H235ZM241 210H240V211H241ZM227 211L229 212V210H227ZM231 211H233V210H231ZM247 211H248V210H247ZM247 211H246V212H247ZM119 212H120V211H119ZM143 212H144V214H145V211H144V210H143ZM191 212H190V213H191ZM215 212H216V211H215ZM257 212H258V211H257ZM247 213H250V212H247ZM124 214H125V213H124ZM134 214H136V212H135ZM134 214H133V215H134ZM215 214H216V213H215ZM237 214H238V213H237ZM241 214H245V213L243 212V213H241ZM254 214H255V213H254ZM254 214H253V216H254ZM133 215H132V216H133ZM140 215H141V214H139V216H140ZM232 215H233L234 218L237 217V216H234L235 214H232ZM238 215H239V214H238ZM258 215H260V214H258ZM230 216H231V214H230ZM230 216H229V217H230ZM255 216H256V215H255ZM140 217H141V216H140ZM144 217H145V216H144ZM193 217H192V218H193ZM195 217H194V218H195ZM248 217H249L248 215H247V217H246V216L239 215V216L237 217V218H239V219H237V220L241 221L239 224L243 225V226H242L243 228H242V227L240 228L239 226H238V227H239L240 229H242V231H241V232L243 233L242 236H243L248 242H250V244H252V245H250V246H252V247H250V249L252 248V250H251V252H250V255H252V257H254V258H255V261H256V259L258 258V256H260V257L263 256V255H261V253L264 251V245H261V243H259L260 241L258 240V238L256 239V235H257L256 232L262 235L261 232L263 231V229L261 230V232H259V230L255 228V227H257V226H255L256 223H255V225L252 226V223L250 222V220H251L252 218H251V217L248 218ZM256 217H258V216H256ZM256 217H254L255 219H253L252 222H254V221L258 222V221L256 220ZM259 217H260V216H259ZM134 218H135V217H134ZM197 218H196V219H197ZM213 218H214V217H213ZM231 218H232V217H231ZM250 218H251V219H250ZM261 218L263 219V217H261ZM213 220H214V219H213ZM233 220L236 221L235 219H233ZM258 220H260V219H258ZM130 221H131V220H130ZM145 221H146V219H145ZM209 221H210V222H209ZM139 222H140V220H139ZM168 222H169V221H168ZM191 222H192V223H191ZM201 222H200V223H201ZM212 222H213V221H212ZM237 222H238V221H237ZM259 222H260V221H259ZM259 222H258V223H259ZM141 223H142V222H141ZM147 223H148V221H147ZM261 223H263V220H261ZM132 224H133V223H132ZM197 224H198V223H197ZM201 224H202V223H201ZM201 224H200V226H201ZM210 224H212V223H210ZM218 225H219V224H218ZM236 225H237V224H236ZM257 225H258V224H257ZM259 225L263 226L264 224L262 225V224L259 223ZM141 226H142V225H141ZM141 226H139V227H141ZM148 226H147V227H148ZM197 226H198V225H197ZM200 226H199V227H200ZM206 226H205V227H206ZM254 226H255V227H254ZM202 227H203V228H202L201 230L203 231V229H204V230H206V232H207V229L204 228V225H203ZM207 227L210 228V225L207 226ZM219 227H220V225H219ZM222 227H223V226H222ZM258 227H259V226H258ZM258 227H257V228H258ZM200 228H201V227H200ZM235 228H236V227H235ZM239 228H238V230H239ZM260 228H261V227H260ZM263 228H264V227H263ZM212 229H215V228L213 227ZM212 229L210 228V230H209L208 232H211V233H212V231H211ZM226 230H227V227H226L225 231H226ZM238 230H237V232H238ZM177 231H178V229H177ZM218 231H220V230L217 229V230L215 231V234H216V232H217V234H219ZM227 231H228V230H227ZM141 232H142V231H141ZM145 232H146V231H145ZM220 232H221V231H220ZM229 232H230V231H229ZM263 232H264V231H263ZM142 233H143V232H142ZM177 233H178V232H177ZM204 233H205V232H204ZM238 233H239V232H238ZM213 234H214V230H213L212 235H213ZM259 234H258V235H259ZM144 235H145V234H144ZM199 235H201V237H200ZM206 235L208 236L207 233H206ZM209 236H210V235H209ZM221 236H222V237H221ZM259 236H260V235H259ZM259 236H258V237H259ZM146 237H147V236H146ZM210 237H212V236H210ZM216 237H217V236H216ZM216 237H214V238L216 239ZM218 237H219V239H218ZM218 237H217L218 240L216 239L217 241H216L215 243L213 242V243L215 244V245L213 244V245H214V248L211 247V246H209V247L213 248L212 250H214L213 253L215 254V257H213V258H216L217 260H220V263H221V264H229L228 262H225V261H227V260H225V259L227 258L226 255H225V253H226V254L228 253L227 250H226V248H227L226 246H228V245L224 246V245H225V244H224L225 242L223 243V241H225L224 238H225L226 236L223 237V233H222L221 235L219 234ZM147 238H148V237H147ZM206 238H207V237H206ZM221 238H222L223 240H222ZM228 238H229V237H228ZM263 238H264V235H263ZM210 239H211V242H212V238H210ZM176 240H177V241H176ZM183 240H184V239H183ZM221 240H222V241H221ZM228 240H229V239H228ZM257 240H258V241H257ZM260 240H261V239H260ZM175 241H176V242H175ZM200 241H201V242H200ZM263 241H264V240H263ZM159 242H160V241H159ZM162 242H163V241H162ZM184 242H185V241H184ZM197 242H199V243H197ZM230 242H231V239H230ZM163 243H164V242H163ZM180 243H181V241H180ZM180 243H179V245H180ZM228 243H229V242H228ZM240 243H242V240L240 241ZM262 243H263V242H262ZM185 244H186V243H185ZM188 244H186V245H188ZM206 244H207V243H206ZM211 244H212V243H211ZM230 244H231V243H230ZM243 244H246V242H245V243L243 242ZM167 245H168V244H167ZM172 245H169V247H171ZM189 245H188V246H189ZM208 245H209V244H208ZM232 245H234V244H232ZM246 245H248V243H247ZM163 246H164V245H163ZM180 246H181V245H180ZM240 246H241V245H240ZM242 246H243V245H242ZM206 247H207V246H206ZM228 247L230 248L231 246H228ZM234 247H235V246H234ZM234 247H233V248H234ZM243 247H244V246H243ZM243 247H242V248H243ZM187 248H188V247H187ZM197 248H198V246H197ZM245 248H246V246H245ZM171 249H172V248H171ZM174 249H176V248H174ZM174 249H172V250H174ZM188 249L191 251V248H188ZM227 249H228V248H227ZM230 249H232V248H230ZM238 249H241V248L239 247V248H237V250H238ZM247 249H248V248H247ZM166 250H167V249H166ZM176 250H179V251H180V249H176ZM195 250H197V249H195ZM195 250H194V251H195ZM200 250H201V249H200ZM208 250H209V249H208ZM237 250H236V251H237ZM244 250H246V249H244ZM198 251H199V250H198ZM231 251H233V250H231ZM241 251H242V255H243V253H244V256L247 255V254H245V252H243V249H242ZM191 252H192V251H191ZM199 252L201 253V251H199ZM199 252H198V253H199ZM204 253H205V252L203 251V254H204ZM206 253H207V252H206ZM206 253H205V256H206ZM210 253L213 254L212 252H210ZM233 253L235 254V252H233ZM189 254H190V253H189ZM195 254H196V256H197V253H195ZM234 254H233V255H234ZM193 255H194V254H193ZM198 255H201V254H198ZM207 255H208V254H207ZM229 255H230V254H229ZM237 255H238V254H237ZM248 255H249V253H248ZM208 256H209V255H208ZM213 256H214V255H213ZM216 256H217L218 258H217ZM227 256H228V254H227ZM230 256H232V255H230ZM230 256H229V257H230ZM232 257H233V256H232ZM239 257H240V256H239ZM247 257H248V256H247ZM198 258H199V256H198ZM235 258H236V256H235ZM245 258H246V257H245ZM254 258H253V259H254ZM263 258H264V257H263ZM227 259H228V258H227ZM229 259H230V258H229ZM236 259H237V258H236ZM251 259H252V258H251ZM258 259H259V258H258ZM261 259H262V257H261ZM261 259H260V260H261ZM206 260L209 261V258H207ZM212 260H213V259H212ZM234 260H235V259H234ZM238 260H239V258H238ZM240 260H243V257H241ZM247 260H248V259H247ZM260 260L258 261V264H259ZM201 261H202V260H201ZM204 261H205V260H204ZM231 261H233V260L231 259ZM231 261H229L231 264H234V263H235V261H234V263H232ZM244 261H246V260H243L242 263H245ZM261 261H262V260H261ZM211 262H212V261H211ZM216 262H217V261H216ZM239 262H240V261H239ZM248 262H249V261H248ZM250 262H253V261H250ZM250 262H249V263H250ZM256 262H257V261H256ZM207 263H209V262H207ZM236 263H237V260H236ZM246 263H247V262H246ZM260 263L264 264V262H260ZM217 264H219V263H217ZM255 264H257V263H255Z\"/></svg>",
    "mask_w": 264,
    "mask_h": 264
},
{
    "label": "built area",
    "instance_id": "obj_3",
    "mask_svg": "<svg viewBox=\"0 0 264 264\" xmlns=\"http://www.w3.org/2000/svg\"><path fill=\"white\" fill-rule=\"evenodd\" d=\"M37 1L39 0H18L20 8L17 48L20 52L21 60L25 64L24 66L37 73L44 80L47 88H51L53 70L41 51V39L35 22L41 10V4Z\"/></svg>",
    "mask_w": 264,
    "mask_h": 264
}]
</instances>
